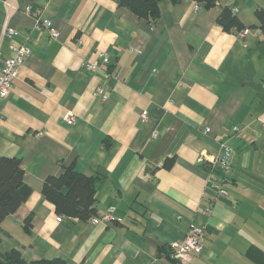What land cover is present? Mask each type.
Masks as SVG:
<instances>
[{
	"label": "crops",
	"instance_id": "crops-1",
	"mask_svg": "<svg viewBox=\"0 0 264 264\" xmlns=\"http://www.w3.org/2000/svg\"><path fill=\"white\" fill-rule=\"evenodd\" d=\"M120 2L0 0V68L13 46L32 48L0 96V155L22 160L32 188L1 222L0 251L66 264H184L165 253L197 224L204 248L187 264H240L252 244L264 249V34L250 27L264 0L199 10L196 0H162L154 26ZM224 6L237 8L245 37L217 22ZM6 21L13 37H2ZM223 141L234 154L228 196L215 201L210 159ZM72 162L97 176V212L111 222L69 217L46 199L45 179Z\"/></svg>",
	"mask_w": 264,
	"mask_h": 264
},
{
	"label": "trees",
	"instance_id": "trees-1",
	"mask_svg": "<svg viewBox=\"0 0 264 264\" xmlns=\"http://www.w3.org/2000/svg\"><path fill=\"white\" fill-rule=\"evenodd\" d=\"M162 0H121L120 5L127 7L140 18L146 19L154 26L161 17L160 2ZM178 3L181 0H171ZM204 8H212L218 0H196ZM201 7V6H200ZM258 27L264 34V7L255 11ZM217 22L226 31H240L248 28L234 12L231 6H224ZM106 147L111 144L110 138L104 141ZM175 157L167 158L164 166L170 168ZM59 175H49L43 185L46 199L54 203L56 211L69 217L89 219L98 215L96 208V177L76 170L75 162L63 166ZM32 193L31 186L25 181V168L18 157L0 155V224L8 215L14 213ZM28 225V222H27ZM1 243V238H0ZM168 251V250H167ZM246 255L259 264H264V249L252 244ZM0 262L3 264H66L63 258L27 260L19 249L12 248L6 252L0 251Z\"/></svg>",
	"mask_w": 264,
	"mask_h": 264
},
{
	"label": "built area",
	"instance_id": "built-area-1",
	"mask_svg": "<svg viewBox=\"0 0 264 264\" xmlns=\"http://www.w3.org/2000/svg\"><path fill=\"white\" fill-rule=\"evenodd\" d=\"M201 7L196 4L195 9L199 10ZM31 6H28L27 11H31ZM237 8H234V12ZM38 24L48 28L52 38L59 36V31L54 27L52 20L49 18H38ZM250 32L249 28H244L238 31L240 37H245ZM17 33L13 26H10L6 21L2 28V37H13ZM14 55L4 60L3 66L0 68V96L5 97L13 88L14 81L18 77L22 66L29 54L32 52V48L29 44H21L13 46ZM96 63L87 62L86 67L93 69L96 67ZM96 94L103 100L108 98V94L102 89L98 88ZM146 113L144 112V117ZM68 120H73L75 117L73 114H67L65 116ZM239 127L235 126L234 130H238ZM209 131L210 128H207ZM234 154V148L228 141L221 143L220 152L210 159V188L214 191L213 199L217 201L228 196V190L226 188V181L228 175L232 169V158ZM206 213L212 212V208L205 209ZM63 215H58L57 219L62 221ZM113 219L111 212H104L92 217V222H105L109 223ZM206 238V230L202 225L194 224L190 227L188 234L183 240H174L168 245V251L165 253L168 257L176 259L184 264L191 262L195 257L199 256L204 248V241Z\"/></svg>",
	"mask_w": 264,
	"mask_h": 264
},
{
	"label": "rangeland",
	"instance_id": "rangeland-1",
	"mask_svg": "<svg viewBox=\"0 0 264 264\" xmlns=\"http://www.w3.org/2000/svg\"><path fill=\"white\" fill-rule=\"evenodd\" d=\"M264 240V239H263ZM259 264L258 262H256L254 259L248 257L247 255L246 256H243L241 258V262L240 264Z\"/></svg>",
	"mask_w": 264,
	"mask_h": 264
}]
</instances>
